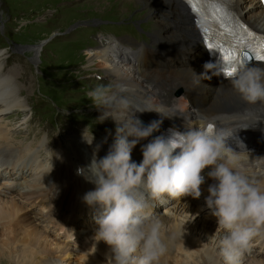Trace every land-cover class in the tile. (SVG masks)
Instances as JSON below:
<instances>
[{
    "label": "bare ground",
    "instance_id": "6f19581e",
    "mask_svg": "<svg viewBox=\"0 0 264 264\" xmlns=\"http://www.w3.org/2000/svg\"><path fill=\"white\" fill-rule=\"evenodd\" d=\"M151 1L152 5L150 9L154 13L157 20L156 23H159V26L163 28L166 34V37L163 39L155 35L152 41V44L157 45L161 50V56L155 57L154 46H150L143 41L128 42L127 47H120L118 44L111 46L110 43L104 40L101 45H97L92 51L87 53L89 65L85 67V71L101 70L103 78L106 80L100 83L104 86L112 85L115 87L117 84L126 86L127 92H125L124 95L128 96L135 105L141 108L158 110L166 116L175 115L171 118H167L162 117L161 114L156 111L135 113L137 118L149 123L162 120L159 127L160 130L169 125L177 128L180 126H199L202 124L205 127L206 124L210 122H217L220 126V130L226 133L228 130H235V134L229 137L227 144L229 146L236 145L237 149L240 150L238 151L239 169L260 187L264 188V158H261L264 157V137H261L262 133L264 134V102L255 105H247L232 91L229 83L221 84L213 76L211 79H201L198 77L205 71L201 59L199 60L200 62L193 61V64L184 67H174L173 69L167 67L164 63L169 55L174 52H180L184 55L183 59H188L187 53L194 50L197 45V48L201 51L200 35L197 28L194 26V21L192 20L189 9L182 0ZM237 3L241 11V17L256 28L264 31V10L260 7L257 0H237ZM75 47L71 49L76 53H79L81 49L83 50V48L76 49ZM121 48L124 53H122ZM127 48H131L133 54L129 55L126 52ZM30 50L34 54V60L36 61V57L39 55L41 48L33 47ZM2 56H0V61L1 58H3ZM84 58L82 62H80V65L83 64ZM0 68H2L1 62ZM262 69H264V67H262ZM208 75L211 76L210 73H208ZM53 76L54 74L51 71L47 75L44 73L42 75L48 82L53 80ZM20 80L21 78H18V81ZM197 81H200V83ZM12 85L13 83L11 84V82L1 81L0 77V116L12 108L18 107L19 98L14 92ZM59 86L62 87V83H59ZM59 86L57 81L54 85H49L47 82L42 84L43 90L50 89L52 94L61 89ZM179 89H181L183 93L178 94L177 91ZM197 91H201L207 99V103L204 107L196 106L195 96L194 103H192L190 101L191 95L187 94L188 92L194 93ZM49 95L51 96V94ZM53 96L54 95L51 97ZM19 107H22V104H20ZM102 110L104 109L102 108ZM117 118L119 119L120 117ZM107 119L111 120L112 118L109 117ZM87 121L91 123L93 119H88ZM90 126L91 124L88 126V131L85 132V135L90 136L92 134L94 136L92 145L89 146L84 142L83 133L80 134V137L78 136L77 139L75 137H71V140L69 139L71 141H69L70 151L68 150L67 152L64 148L57 149L58 143L56 147H54V144L42 142L41 145L39 144L36 146L37 148L35 149L38 150L35 151L32 147L24 146L25 144L15 142V140L14 142L11 139L3 141V143L0 144V159L5 160L12 169L20 166L23 168L22 175L26 178L23 182L19 183L21 184L20 192L23 193L33 186L36 192L44 195L49 200L50 204L47 209H53L55 212L59 211L62 203L72 196V200H70L68 204L66 203L64 214L69 212L67 210L69 203V206L73 209L78 208L83 210L84 208H88L90 213V208L93 207H89L80 197L76 200L77 196L75 195H85L88 191L94 190L95 185L87 182L82 176L74 174V170L76 171L78 167L87 166L90 163L97 145H100L99 151L96 153L97 159L104 157L116 137V129L114 130V128L112 129L111 127L109 131L101 134L102 137L107 139V142L99 139L96 140L95 137L97 136L92 133V131H89ZM76 127L82 129L84 126L79 124L76 125ZM29 128L30 133L28 136L35 132L31 126H27V129ZM115 128H117V124H115ZM249 128H252V131H256L259 134L261 133V136L250 135L249 141L245 142L242 139H245L247 135L252 132L248 130ZM47 129H51V127L47 126ZM9 130L10 131L6 134L8 137L11 135L13 136L15 132L20 133V131L24 129L22 128L18 131V129L13 128ZM2 131V127L0 126V135ZM38 135L36 134V139H38ZM12 136L11 138H14V136ZM129 139L132 138L129 137ZM151 140L152 138L150 136L147 139L141 140L136 145L138 147L133 148L131 153L133 162L139 164L142 161L143 156L141 148L151 142ZM39 151L42 152L41 158L36 154ZM71 153L73 154L72 156H70ZM1 167L2 166H0V168ZM31 169L35 170L34 173ZM10 172H12V170H10ZM7 178L8 176L6 178L4 177L3 180ZM11 184H13V182ZM205 184L206 182L203 185ZM4 186H6V184H4ZM202 191H205V189ZM2 192L3 191H0V197H3ZM20 192H14L13 195L19 199H23ZM36 200H41L40 196H38ZM196 207L199 209L202 216H204V213L201 211L208 210L206 205L198 206L191 198H183L175 205L174 214H179L180 212L182 213V211L188 210L189 215L191 214L195 217L192 209ZM93 210L98 211V206ZM21 211L22 210L17 205L13 204L0 207V226L2 225L4 228L12 230L14 233L18 232L20 234L32 231L36 233L34 234L35 237L40 236L36 230V218L34 219L32 216L22 214ZM74 214L76 215V212ZM205 215L211 216L210 212H206ZM48 217L53 218L54 216L48 214ZM41 219L43 220L44 218L41 217ZM159 221L162 226V238L167 248L166 252L160 257L159 264H222V258L220 255H216L218 252L217 250L208 249L207 243L204 244L205 242H203L200 237L193 238L185 235L184 231L186 227L191 224V218L188 219L185 217L184 220L175 221L159 219ZM48 222L51 221L48 220ZM213 235L214 234L211 232L208 233V237L210 238L209 242H211L213 248L216 247L218 249L219 235ZM35 239L39 241L38 238ZM12 243L13 241H11V243L6 241L1 244L0 264H11V259H17L18 262L22 260L25 261L27 255V264H30V262L34 263L35 258L43 253L42 250H39V252L27 251L25 249L18 250L15 245L10 249L12 246L10 244ZM14 244L17 243L14 242ZM27 247H34V249H37V246L34 244ZM73 251L74 250L71 248L61 250L62 253L71 255L72 253L70 252ZM107 253H109V247L103 241L97 244L92 240L86 252L78 251L77 257L82 258L81 261H83V259L84 261H88L85 258L91 257L99 261L100 264H107ZM30 255H32V257H30ZM254 256H256L254 259L258 257L263 258L256 259L252 261L251 264H264V253L263 255ZM245 257L248 258V255ZM86 261L83 263H86ZM38 264L51 263H47L43 260L42 263L38 262Z\"/></svg>",
    "mask_w": 264,
    "mask_h": 264
},
{
    "label": "rangeland",
    "instance_id": "374dc122",
    "mask_svg": "<svg viewBox=\"0 0 264 264\" xmlns=\"http://www.w3.org/2000/svg\"><path fill=\"white\" fill-rule=\"evenodd\" d=\"M151 5V0H0V56L3 55L0 61L2 67L0 68V77L3 82L13 83L14 92L19 98L18 107H14L0 116V126L3 130L0 135V144L11 139L13 142L15 140V142L35 149L42 142L54 144V147L58 143L57 149L64 148L67 152L70 151L71 137L77 139L80 134L88 131L90 124L89 131L97 136L95 139L107 142V139L101 134L109 131L111 127L115 130L116 123L112 119V121L110 119L100 120L99 117L102 116L104 110L102 107L98 108L92 104L90 93L97 87L104 86L100 82H105L106 79L103 78L101 70L85 71V67L89 65L87 53L97 45H101L104 40L111 46L118 44L120 47H127L128 42L143 41L154 46L155 57L161 56V50L157 45L152 44V41L155 35L163 39L166 34L159 23H156L157 20L150 9ZM18 45H22L24 48H20ZM33 47L41 48L36 61L30 50ZM72 47L83 48V50H80L81 53H76L71 49ZM197 47L187 53L188 59H183L184 55L180 52H174L169 55L164 64L173 69L193 64V61L198 62L202 54ZM126 52L129 55L133 54L131 48H127ZM122 53H124L123 50ZM83 58L84 62L80 65ZM50 71L54 76L53 80L48 82L42 75L43 73L47 75ZM18 78L21 80L18 81ZM56 81L58 86L59 83H62L58 92L52 94L50 89V91L43 90L42 84L47 82L49 85H54ZM181 91L179 89L177 93ZM49 94L54 96L51 97ZM187 94L191 95L192 103H194V94L205 96L201 91L188 92ZM205 100L207 102L206 98ZM20 104L22 107H19ZM88 119H93V123L88 122ZM79 124L84 127L77 128L76 125ZM27 126H31L35 131L30 136H28L30 128L27 129ZM47 126L51 129H47ZM13 128L18 131L22 128L24 130L20 133L15 132L14 138H11L12 135L6 136L9 129ZM251 129L248 130L252 131ZM229 132L231 135L235 134V130H228L227 133ZM36 134H39L38 139H36ZM250 135L261 136V133L252 131L247 135V139L242 140L249 141ZM261 137H264L263 133ZM232 148L236 150L237 146L233 145ZM37 150L35 149V151ZM36 154L39 158L42 157L41 151ZM72 155L71 153L70 156ZM6 168L1 167L0 171H4ZM18 170L11 176L7 174V179L14 182L18 177H21L24 181L26 177H23L21 169ZM31 171L34 173L35 170L31 169ZM7 172H10V168L6 169L4 173ZM74 174H76L75 170ZM3 178L0 176L1 180ZM5 181L7 180L5 179ZM4 182H2V186L0 185V191H3V197H0V207L7 206V204L17 205L22 210V214L36 218V230L40 236L35 237L36 233L32 231L14 233L1 225L0 247L6 241L10 243L13 241L10 244L12 245L10 249L15 245L18 250L38 252L42 250L43 253L39 254L35 260L33 259L34 263L30 262V264L42 263L43 260L51 264H82L86 261L84 259L81 261L82 258L77 257V252H86L94 240V231L97 227L94 217L98 213L97 210H93L95 207L90 208L89 213L88 208H84V211L78 208L73 209L69 203L67 206L69 212L64 214L66 203L68 204L72 200L71 196L62 203L59 211L55 212L53 209H47L50 204L49 200L36 192L33 186L21 193V184L14 187V184L8 186V183ZM14 192H20L23 199L15 197ZM38 196L41 200H36ZM75 196H77V200L78 197L83 199L84 195L76 194ZM183 198L187 197L155 203L154 216L167 221L191 218V224L184 231L185 235L193 238L200 237L205 242L204 244L207 243L208 249L217 250L216 255H219V248H213L208 237L209 232L215 234L217 221L212 216L205 215L209 210L201 211L204 213L202 216L197 207L192 209L195 217L189 215L188 210L180 212L181 216L177 213L174 214L175 205ZM197 205H206V200ZM48 214L54 217L50 218ZM41 217L46 219L42 220ZM65 228L68 230V235L62 233ZM35 238H38L39 241H36ZM258 241V239L254 240L251 244H258ZM32 244L37 246V249L27 247ZM65 248L74 250L70 252L72 255L62 253L61 250ZM263 253L264 247L259 245L253 253H246L241 258L240 264H251L252 261L263 258L254 259L256 257L254 255H263ZM247 255L248 258L245 257ZM85 259L89 262L86 261L83 264H100L99 261L91 257ZM27 262L28 255L25 261L18 262L17 259H11V264H27Z\"/></svg>",
    "mask_w": 264,
    "mask_h": 264
},
{
    "label": "clouds",
    "instance_id": "9594fccd",
    "mask_svg": "<svg viewBox=\"0 0 264 264\" xmlns=\"http://www.w3.org/2000/svg\"><path fill=\"white\" fill-rule=\"evenodd\" d=\"M204 69L201 79L223 73L220 62L205 63ZM228 83L245 104L264 102V69L241 64ZM125 92L126 86L117 84L90 93L92 104L104 109L100 120L110 117L116 122V137L104 157L97 159V145L90 163L76 170L95 185L83 202L98 206L93 239L109 247L107 264H159L167 248L161 222L148 209L165 200L200 198L205 182L201 173L206 168L214 181L208 187L206 206L217 221L213 236L219 233V255L223 264H240L254 238L264 232V188L239 169V153L227 144L231 133L209 132L202 124L185 127L183 132L171 130L169 137L157 136L142 146L143 159L137 164L131 159L133 148L158 131L162 120L145 126L135 113L175 115L141 108ZM83 140L91 146L94 136L84 132Z\"/></svg>",
    "mask_w": 264,
    "mask_h": 264
},
{
    "label": "snow or ice",
    "instance_id": "6c2138e0",
    "mask_svg": "<svg viewBox=\"0 0 264 264\" xmlns=\"http://www.w3.org/2000/svg\"><path fill=\"white\" fill-rule=\"evenodd\" d=\"M194 13L201 11V5L221 3H231L233 0H186ZM264 4V0H261ZM214 26H218V32L221 36L231 37V42L215 40V33L210 29H204L205 37L208 40V49H215L220 54L225 64L224 75L234 76L237 66L244 64L253 57L256 61H264V35H258L250 31L246 25L238 21V17L230 13L226 7L217 6L205 17ZM208 131L212 132V126L209 125Z\"/></svg>",
    "mask_w": 264,
    "mask_h": 264
},
{
    "label": "water",
    "instance_id": "95a60500",
    "mask_svg": "<svg viewBox=\"0 0 264 264\" xmlns=\"http://www.w3.org/2000/svg\"><path fill=\"white\" fill-rule=\"evenodd\" d=\"M145 125L147 126L148 124H147V123H145ZM153 134H157V131L153 132Z\"/></svg>",
    "mask_w": 264,
    "mask_h": 264
}]
</instances>
